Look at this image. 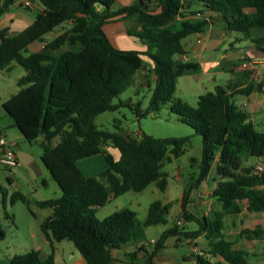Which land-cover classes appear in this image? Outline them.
Returning a JSON list of instances; mask_svg holds the SVG:
<instances>
[{"label": "trees", "instance_id": "1", "mask_svg": "<svg viewBox=\"0 0 264 264\" xmlns=\"http://www.w3.org/2000/svg\"><path fill=\"white\" fill-rule=\"evenodd\" d=\"M14 1L3 0L0 15ZM32 1L41 10L27 27L13 35L0 31V70L9 69L12 62L24 69L17 80L18 90L2 107L25 140L42 138L40 160L61 195L36 202L39 207L52 209L40 224L50 243V253L41 258L37 250L29 249L12 256L9 264H54L53 243L62 240L73 243L84 259L81 264H111L114 249L142 243L145 227L166 224L170 203L160 200L149 204L141 225L136 212L127 207L102 219L96 216L98 208L111 197L140 192L152 182L164 190L168 175L161 170L163 165L181 156L190 140V135L155 138L147 134L136 139L94 124L98 114L132 104L112 100L130 86L143 65L142 56L153 64L155 76L149 108L158 110L162 102H168L169 110L202 137L200 175L191 187H197L217 160V183L211 196L220 208H212L207 216L193 217L186 210L185 188L180 198L182 216L186 221H196L198 228L184 230L175 224L165 229L142 262L136 260L138 247L129 253L127 264H156L153 257L163 240L178 234L190 238L203 234L206 238L207 248L202 255H194L193 264H216L210 259L217 256L228 264H250L247 253L232 248L233 243L223 237V218L239 213L241 200H246L249 212L264 211V168L257 171L242 166L243 156L264 157V131H258L249 114L234 104L229 86L217 85L200 94L196 106L174 96L176 79L194 65L176 62L173 56L183 52L184 37L202 31L208 24L205 17H194L197 13L215 12L227 30L248 33L253 27H264V0H198L203 8L196 11L184 7V0H154L153 7L148 5L149 0H135L116 9L112 8L115 0ZM97 4L103 10H97ZM117 19H132L126 32L145 45L143 51L121 49L111 42L104 26ZM66 22L70 26L45 41V50H28L31 43L44 41L45 34ZM253 43L264 52V38L254 39ZM65 44H79L81 48L53 52ZM253 90H261V84L235 92L249 94ZM136 106L137 116L143 115ZM56 137L59 140L52 144ZM107 144L119 150L118 159L105 149ZM98 153L106 160V168L99 177L84 176L76 161ZM15 199L28 203L17 191L10 197L11 202ZM240 235L247 239L261 237L264 230L256 225L243 229ZM4 237L0 224V240Z\"/></svg>", "mask_w": 264, "mask_h": 264}, {"label": "crops", "instance_id": "2", "mask_svg": "<svg viewBox=\"0 0 264 264\" xmlns=\"http://www.w3.org/2000/svg\"><path fill=\"white\" fill-rule=\"evenodd\" d=\"M3 0H0V4ZM154 0L147 1L148 5L151 7ZM189 6L188 10H199L201 7L193 8L192 0H184V7ZM18 7L24 8L25 10H20ZM157 10L159 8H156ZM41 10L40 5L37 2L31 3L30 6H23L18 0H15L11 5H9L4 12L0 15V31L5 30L6 35H13L25 27H27L35 18L37 12ZM246 11H251L250 9ZM199 16L195 15L194 17H205L208 20V24L204 27L202 31L195 32L187 35L182 39V47L183 52L181 54H175L173 59L176 62L181 63H192L194 65L193 68L184 70V72L176 79L175 81V90L174 96L178 97L175 94L178 90V82L181 78L185 79V84L192 90V95L194 99H198V96L202 93L211 91L209 89H214L215 86H229L230 91L233 92L232 100L234 104L242 111L249 114V119L255 125V128L258 130L259 127L264 129V52L259 50L253 43L254 39L264 38V27L257 26L248 30V33L227 30L223 26V20L215 12L203 11ZM70 26V22H66L61 26L54 28L51 32H48L44 36V41H35L28 46L29 51H43L45 41L51 40L59 33L64 31ZM105 30V28H104ZM106 32V31H105ZM49 33L52 34L49 37ZM108 35V34H107ZM198 38H203L202 42H198ZM1 42V38H0ZM81 46L79 44L75 45H63L59 48L61 53L67 50H79ZM57 49V50H59ZM55 53V52H54ZM243 60L249 61L251 63V69H245L241 67V63ZM14 62L10 64V68H12ZM153 64L149 63V65L143 66L136 72L135 76H138L140 79H144L146 85H149V80L151 78L155 80V76L152 72ZM6 69V70H9ZM3 70H0V77H3ZM134 76V77H135ZM261 84V90H253L249 94L236 93L239 89L246 87L248 85H257ZM180 98V96L178 97ZM183 100V98L181 97ZM6 99L1 101V106ZM185 101V100H184ZM9 124H5L4 127L9 126ZM264 131V130H258ZM24 136L22 134L16 135L14 137H9L7 131L4 130L3 127H0V139L2 138L7 145H10L16 155L17 165L12 167L11 176L8 175V181L10 184H13L14 179H19L20 172H25L27 175H31L32 173L43 174L45 167H41L39 163L33 159L28 153L25 152L23 146L21 145V138ZM38 139V138H37ZM40 140L42 138L40 137ZM57 143V142H56ZM55 143V144H56ZM16 147V149L14 148ZM111 146L109 144L105 145L106 147ZM113 147V146H111ZM115 148V147H113ZM117 149V148H115ZM1 150V144H0ZM118 150V149H117ZM108 151V150H107ZM109 152V151H108ZM110 153V152H109ZM111 154V153H110ZM102 155L100 153L94 154L90 157H86L76 161V166L80 170V172L84 176H94L93 173V160L95 156ZM103 156V155H102ZM120 156V152L118 150V157H114L118 159ZM40 159V155L39 158ZM104 159V157H103ZM105 160V159H104ZM81 166H80V163ZM106 162V160H105ZM1 164V163H0ZM217 160H215L211 167L216 168ZM256 165H262L264 167V157H256V161L252 162L251 159L247 158L242 160L243 167H255ZM4 166V165H3ZM44 166V165H43ZM107 166V162H106ZM6 167V166H4ZM8 168V167H6ZM45 168V169H44ZM47 170V169H46ZM211 170V169H210ZM48 171V170H47ZM216 173V170H215ZM30 178V177H29ZM181 182L184 181L181 177H177ZM217 183V179H213L211 184L204 183L203 186L198 185L196 188V193L193 197L188 196V202L186 204V210L195 218V214L205 215L207 216L212 209V207L216 206L215 199L211 196V191ZM59 187H58V189ZM20 192L27 199L28 204L33 206V222L27 226V232L30 237L33 239H38L37 243L34 246H31L27 242L25 243H16L14 241L8 242L7 245H4V241L7 236V231L12 232V227L10 225V221H13L14 218L2 220L0 218V224L5 231V237L0 240V264H9V259L18 255V251H23L20 254L24 253L29 249L37 250L39 256L44 258L47 256L50 251V243L44 237L40 224L41 222L52 213V209L48 207H39L36 202L39 200L48 199L42 196V198L35 196L37 193V186L34 185L32 187V191L27 192L26 190H13L10 193V196L14 192ZM61 192V191H60ZM27 195V196H26ZM181 198V197H180ZM11 202V200H10ZM12 203V202H11ZM170 203V202H167ZM240 212L234 215H227L223 218V237L226 240H229L233 243L232 248L240 249L247 253V259L250 264H264L262 259H256L257 263L252 262L250 257H264V235L261 237H254L251 239H247L244 236L240 235L243 229H253L256 225H259L264 230V211L263 212H249L246 208L247 202L246 200H241L239 202ZM3 208L5 209V205L3 204ZM179 213L175 216V220H173L174 224L178 219H182V209L181 202L179 200ZM38 214H35L37 211ZM183 220V219H182ZM187 222L185 221L184 225H178L179 227H183L184 230L187 227ZM183 224V222H182ZM165 226L162 229V232L172 227ZM7 226V230L6 227ZM18 230V228L16 229ZM195 230V229H194ZM161 232V234H162ZM145 234V233H144ZM180 236L185 238V242L188 243L193 239V243H196V240L200 236H204L203 234L190 238L185 237L183 234L168 236L163 240L162 247L155 253L153 257V261L156 264H185L184 262H178L179 258L174 253L167 251V248L170 246L177 245L176 240L179 239ZM161 237V236H160ZM159 237V238H160ZM171 237H176L175 241H171ZM157 238L154 240L155 242L159 240ZM152 240V239H151ZM148 242L146 237L145 241L142 243L136 244H127L123 245L118 249H114L112 251L113 260L111 264H127L129 253L137 249L136 260L138 262H142L146 253L152 251L149 250L151 243L153 246L155 242ZM263 241V242H262ZM262 244H260V243ZM61 242L53 243V259L54 264H81L83 262V258L81 254L72 252L71 257L64 258L63 255L59 252V244ZM21 244V245H18ZM207 248V242L205 243ZM197 247V246H196ZM193 248V247H192ZM192 251V249H191ZM193 252V251H192ZM195 254V253H194ZM183 261H187L190 259L189 256L183 255L181 258ZM210 261L215 262L216 264H228L222 258L215 257L210 259ZM194 260L190 263L193 264Z\"/></svg>", "mask_w": 264, "mask_h": 264}, {"label": "rangeland", "instance_id": "3", "mask_svg": "<svg viewBox=\"0 0 264 264\" xmlns=\"http://www.w3.org/2000/svg\"><path fill=\"white\" fill-rule=\"evenodd\" d=\"M135 0H115L112 8L116 9L119 6L126 5ZM153 7L154 4H151ZM193 8H203V3L198 0H192ZM20 10L24 8L18 7ZM97 10H103V7L99 4L96 5ZM132 25V19L114 20L105 24L104 28L108 34L111 42L118 48L126 50H137L143 51L145 45L136 37L128 35L126 29ZM61 26V25H59ZM57 26V27H59ZM56 27V28H57ZM52 34L49 33V37ZM62 50H54L53 52H60ZM143 69L146 65L151 64V61L146 57L142 56ZM24 74V69L18 65H13L9 70L3 71V77H0V127H3L7 131L9 137L20 135V131L13 126V120L5 112L1 106V101L7 99L9 96L14 94L18 90L17 80ZM154 88V80H149V85H146L144 79H140L138 76L133 78L132 83L112 102L118 103L119 101H130V106H120L113 111H105L95 116L94 124L104 130L117 131L121 134L129 136L131 138L139 139L142 134L151 135L155 138H167V137H180L190 135L189 142L185 145L184 152L179 157H172L170 161L166 162L162 171L167 173V185L164 190H160L154 182L150 183L146 188L140 192L128 191L117 197H111L108 202L99 207L96 211V216L100 219L111 214L113 211L120 208H130L136 212L138 223L141 225L146 218L147 209L149 204L154 200H160L163 203L170 202V207L166 215V224H158L154 226H148L144 228V233L147 241L151 239L156 240L161 236L162 229L165 226L173 225L175 216L179 213V200L182 191L186 188L188 190V196L193 197L196 193L197 187H191L194 181H196L200 175V167L202 163V137L199 134H195L194 130L187 124L183 123L179 116L172 113L169 110V103L162 102L158 110H151L149 108V101L152 96ZM213 90V89H209ZM180 98L182 97L191 106H196V99L192 95V90L185 84V79L181 78L178 82V90L175 93ZM136 104L143 115L137 116ZM9 126L4 127L5 124ZM258 130H264L259 127ZM58 137L52 140V144L58 141ZM21 145L23 146L26 153H28L33 159H35L41 167H44L41 160L38 159L42 153V146L40 145V137L32 142H28L25 138H21ZM16 149V147L14 146ZM107 150L114 156L118 157V150L108 146ZM251 159L252 162L256 161V157L243 156L244 159ZM93 175L99 177V174L106 168V162L102 155H97L93 160ZM80 163V162H79ZM81 166V163H80ZM45 169V168H44ZM12 167H4L0 164V218L2 220L13 219L10 221L12 232L7 231V236L3 240L4 245L8 242L25 243L27 242L31 246L37 243L38 239H33L28 235L27 226L33 222V206L24 204L21 200L15 199L12 203L10 202V193L13 190H26L27 192L32 191L34 185L37 186V193L35 196L42 198H56L61 195L58 189V185L51 178L49 172L45 169L43 174L32 173L30 176L25 172H20L19 179H14L13 184L8 181V175L11 176ZM30 177V178H29ZM177 177L184 179L181 182ZM217 179L215 169L211 167L208 175L203 178L198 185H204V183L211 184L213 179ZM44 180V183H42ZM101 180L107 184L105 178ZM197 185V186H198ZM27 196V195H26ZM216 201V200H215ZM5 205V209L3 208ZM217 208H220L219 202L216 201ZM214 208V207H212ZM37 211V210H36ZM38 214V211L35 213ZM196 217L200 218L202 215L195 214ZM183 224H185V219ZM7 230V226L5 227ZM18 228V230H16ZM198 228L196 221L191 220L187 222L186 230H194ZM176 237H171V241H175ZM189 241L185 242V238L180 236L176 240L177 245L170 246L167 251L174 253L178 256V262H184L190 264L194 260V253L191 251L192 247L197 246L202 251L206 250L205 243L207 242L204 236L197 238L196 243ZM264 240V239H262ZM59 244V252L64 258L71 257L72 252L78 253L73 243L69 240H62ZM263 242V241H262ZM260 243V242H259ZM262 244V243H260ZM21 245V244H18ZM151 243L149 250L153 248ZM19 254L23 251H18ZM183 255L190 257L189 260L183 261L181 258ZM256 259H262L264 257H250L252 262L257 263ZM120 264V263H118ZM124 264V263H123ZM175 264V263H174Z\"/></svg>", "mask_w": 264, "mask_h": 264}, {"label": "built area", "instance_id": "4", "mask_svg": "<svg viewBox=\"0 0 264 264\" xmlns=\"http://www.w3.org/2000/svg\"><path fill=\"white\" fill-rule=\"evenodd\" d=\"M18 2L21 3L23 6H30L32 0H18ZM196 15L199 16V13H197ZM202 41L203 38H198V42H202ZM241 67L245 69H251V63L249 61L243 60L241 63ZM0 144H1L0 163L9 168L16 166L18 162L13 148L10 145H7L2 138L0 139ZM254 168L257 171H261L263 170L264 167L262 165H256ZM182 222H183L182 219H178L176 221V224L181 225ZM151 242H155V241L152 239ZM192 251L193 253L198 255H202L203 253V251L196 246L192 248Z\"/></svg>", "mask_w": 264, "mask_h": 264}]
</instances>
